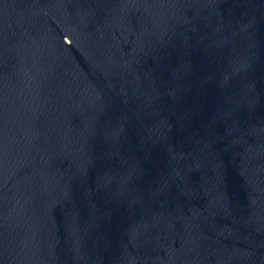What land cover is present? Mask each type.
Here are the masks:
<instances>
[{
    "label": "water",
    "instance_id": "95a60500",
    "mask_svg": "<svg viewBox=\"0 0 264 264\" xmlns=\"http://www.w3.org/2000/svg\"><path fill=\"white\" fill-rule=\"evenodd\" d=\"M0 264H264V0H0Z\"/></svg>",
    "mask_w": 264,
    "mask_h": 264
}]
</instances>
